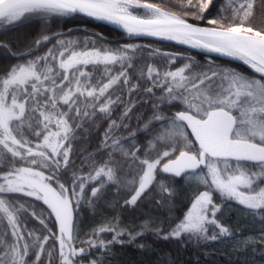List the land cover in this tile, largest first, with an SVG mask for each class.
Masks as SVG:
<instances>
[{
    "label": "snow or ice",
    "instance_id": "1",
    "mask_svg": "<svg viewBox=\"0 0 264 264\" xmlns=\"http://www.w3.org/2000/svg\"><path fill=\"white\" fill-rule=\"evenodd\" d=\"M212 4L213 0H180L182 11L194 9L181 15L148 0H0V33L82 14L114 25L129 37L174 41L240 61L256 74L216 64L212 58L201 64L159 49L149 51V58H160L164 66L147 63L137 68V54L142 55L146 46L111 47L96 40H85L81 46L79 41L58 38L61 34L43 55L34 54L53 39L49 35L20 53L0 42V48L21 61L0 73V264H44L45 254L47 264H52L56 245L59 264H83L94 250L100 256L88 264H104L111 246L123 243V236L135 240L152 228L146 222L132 235L118 222L103 223L77 248L74 213L92 185L90 206L112 185L117 190L134 188L124 206H135L157 183L162 194L171 196L172 183L196 180L198 194L163 239L230 238L233 233L217 219L223 204L214 201L215 194L253 216L264 214V29L248 23L254 0H226L225 14L208 19L209 26L186 18L190 14L203 20ZM178 59L185 62L172 68ZM134 94L150 98L144 103H151L152 115L145 119L141 114L137 122L143 121L142 127L116 135L129 128L125 121L136 107ZM177 104L182 110L171 115L162 111ZM120 105L123 111L114 119ZM98 118L109 123L97 153L84 157L70 183L61 182L73 163L77 130ZM141 135L144 140L138 142ZM96 154H106L98 165ZM34 202L45 207L37 213ZM25 214L38 220L47 234L23 225ZM162 232L156 230L157 235ZM105 233L111 240L101 238Z\"/></svg>",
    "mask_w": 264,
    "mask_h": 264
},
{
    "label": "trees",
    "instance_id": "2",
    "mask_svg": "<svg viewBox=\"0 0 264 264\" xmlns=\"http://www.w3.org/2000/svg\"><path fill=\"white\" fill-rule=\"evenodd\" d=\"M148 2L160 5L169 11H175L183 15L184 11L191 13L194 9H180V0H148ZM186 2V0H185ZM226 0H213V4L203 14V20L193 19L189 14L186 18L189 22L206 25L208 19H219L225 13L222 11ZM229 20L231 12L227 13ZM256 28L264 29V0H254V15L248 21ZM56 34H61L58 38L65 41H79L83 46L85 40H96L98 44H105L111 47L133 43L146 46L143 54H137L136 67L147 63H155L157 66H164L165 61L158 57L149 58V51L159 49L162 53H179L183 56L193 57L197 62L203 64L206 58H212L216 64L234 68L247 75H256L245 66L218 57H209L204 54L172 44L168 42L154 41L148 39L129 37L110 26L94 21L90 18L74 15L67 18H53L51 22H34L27 26L15 28L11 31L0 33V42L10 46L11 52L20 53L33 47L37 38L42 35H49L53 39L45 46L41 47L34 55H43L49 47L56 43ZM29 57H23L24 60ZM20 62L12 55L9 49L0 48V73H5L12 65ZM185 61L178 59L172 68L180 67ZM90 70V69H89ZM136 75L134 70H129ZM146 71V67H145ZM120 91L117 90L116 95ZM157 95L160 94L157 90ZM124 99L127 101V92L124 90ZM132 101L136 102V107L130 113V119L125 123L129 124L127 130L121 128L116 131V135H128L130 132L142 127L143 121L139 124L137 117L141 114L145 119L152 115L150 98L140 94H134ZM182 110L181 105L164 107L162 109L168 115L175 111ZM123 111V105L118 106L113 113V118L118 119ZM109 121L98 118L95 123L85 122L83 128L77 130L76 139L73 142L72 165L67 173L61 177V182L71 181L73 170L81 168L84 157L97 153L98 146L103 139V134L108 127ZM144 140L143 135L138 142ZM106 158L105 155L96 154L93 159L97 165ZM91 160L88 164H91ZM89 167L85 165L83 172L87 173ZM171 183V182H170ZM188 183V184H187ZM95 186V185H92ZM87 188L85 200L81 203L79 211L74 213L77 225V241L75 246L79 248L81 241L87 239L93 230L103 223H119L120 228L129 231L132 235L142 230L146 222L152 224V228L145 230V234L135 240H131L128 235L122 237L123 243H116L111 246L109 254L104 257V264H264V214L253 216L248 211L235 203L221 201L218 194L214 195L217 204H223V210L217 215V219L230 229L233 235L228 239H219L214 242H197L190 240L187 236L179 239H163L170 228L176 224L187 211L194 195L197 193L198 183L196 180H178L172 183L173 194H162L158 183L145 193L135 206H124V202L130 198L134 188L112 185L104 190L103 196L93 206L87 202V196L91 193V187ZM199 190H204L199 186ZM35 211L39 213L45 206L41 202H34ZM23 225L28 229L37 230L41 236L47 234L38 220L25 214L21 217ZM49 226L54 227L49 221ZM163 229L160 235L156 234L157 229ZM211 234V232L209 233ZM26 235V234H25ZM104 240H111V234L105 233ZM9 239H11L9 237ZM239 241L238 244L233 243ZM247 244V246H245ZM143 245V247H141ZM50 243L48 247H51ZM57 252L52 260V264L58 262ZM99 250L92 251L90 256L83 258V264L94 257H99ZM34 259V255L30 258ZM44 264H47V254L43 257Z\"/></svg>",
    "mask_w": 264,
    "mask_h": 264
},
{
    "label": "water",
    "instance_id": "3",
    "mask_svg": "<svg viewBox=\"0 0 264 264\" xmlns=\"http://www.w3.org/2000/svg\"><path fill=\"white\" fill-rule=\"evenodd\" d=\"M77 15H82V14H77ZM83 16V15H82ZM84 17H86V16H84ZM88 18V17H87ZM90 19H92V18H90ZM92 20H94V19H92ZM94 21H97V20H94ZM97 22H100V23H103V24H105V25H107V26H110V27H112L113 29H116V30H118V31H120V32H122V33H124L123 32V30H121V29H119V28H117L116 26H114V25H111V24H108V23H106V22H101V21H97ZM194 24V23H193ZM200 26H206V25H200ZM134 38H141V39H148V40H154V41H161V42H168V43H172V44H178V43H176V42H174V41H166V40H162V39H158V38H154V37H148V36H136V37H134ZM179 46H182V47H185V48H188V49H191V50H194V51H197V52H200V53H202V54H204V55H206V56H216V57H220V56H217L216 54H213V53H204V52H202V51H200V50H197V49H192V48H190V47H188V46H186V45H181V44H178ZM220 58H225V59H230V58H227V57H220ZM230 60H232V61H236V62H239V63H241V65L243 64L242 62H240V61H237V60H233V59H230Z\"/></svg>",
    "mask_w": 264,
    "mask_h": 264
},
{
    "label": "rangeland",
    "instance_id": "4",
    "mask_svg": "<svg viewBox=\"0 0 264 264\" xmlns=\"http://www.w3.org/2000/svg\"><path fill=\"white\" fill-rule=\"evenodd\" d=\"M205 56H206V55H205ZM211 57H216V56H211ZM218 58H220V57H218ZM222 59H225V58H222ZM226 60L232 61V60H230V59H226ZM20 62H21V61H20ZM233 62H236V61H233ZM236 63H239V62H236ZM239 64H241V63H239ZM242 65H243V64H242ZM242 65H241V66H242ZM243 66H245V65H243ZM245 67H246L247 69H249L247 66H245ZM249 70L251 71V69H249ZM187 184H188V183H187ZM238 242H239V241H235V242L233 243V245H234V244H238Z\"/></svg>",
    "mask_w": 264,
    "mask_h": 264
}]
</instances>
